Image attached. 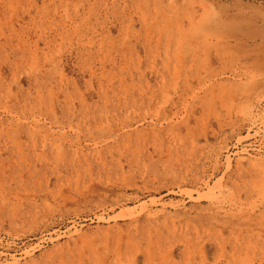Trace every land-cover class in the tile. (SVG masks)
<instances>
[{
  "label": "rangeland",
  "instance_id": "1",
  "mask_svg": "<svg viewBox=\"0 0 264 264\" xmlns=\"http://www.w3.org/2000/svg\"><path fill=\"white\" fill-rule=\"evenodd\" d=\"M226 13L264 37V0H0V264H264V38Z\"/></svg>",
  "mask_w": 264,
  "mask_h": 264
},
{
  "label": "bare ground",
  "instance_id": "2",
  "mask_svg": "<svg viewBox=\"0 0 264 264\" xmlns=\"http://www.w3.org/2000/svg\"><path fill=\"white\" fill-rule=\"evenodd\" d=\"M227 9H228V7H227ZM192 15H193V13L190 14V16H192ZM243 15H239V14L229 15L226 13L227 18L233 22H231L230 24L228 23L227 25H225L226 27H222V29H218V28L212 29L208 35H211V38H214L217 41L220 40L221 38H223L224 35H227V37L229 36L234 41H237L239 38L240 39L241 38H243V39L255 38L256 37L255 35H257L258 37L264 38V37H262L261 31L258 29L257 25H255V23H253L252 20H250V19H243V20L239 19V18H243L242 17ZM234 22H237V23L233 24ZM221 40H223V39H221ZM245 52L248 53V51H245ZM252 53L255 56H257V55L263 56L264 55V45H261V46L258 45L256 47V49L251 50V54Z\"/></svg>",
  "mask_w": 264,
  "mask_h": 264
}]
</instances>
